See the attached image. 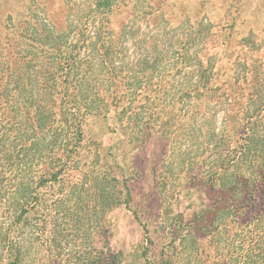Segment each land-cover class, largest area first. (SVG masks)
I'll use <instances>...</instances> for the list:
<instances>
[{
	"label": "trees",
	"instance_id": "trees-1",
	"mask_svg": "<svg viewBox=\"0 0 264 264\" xmlns=\"http://www.w3.org/2000/svg\"><path fill=\"white\" fill-rule=\"evenodd\" d=\"M212 27L194 49L180 39L173 63L157 70L170 62H161L163 41L155 39L133 69L114 51L81 54L92 38L88 25L72 30L75 45L64 51L69 39L59 38L68 27L19 24L20 55L11 63L18 65L0 69V264L114 263L116 256L104 254L97 242L108 212L129 205L132 195L127 178L107 161L117 153L102 157L101 142L93 147L88 127L115 110L110 124L125 147L123 157L131 143L154 132L179 145L187 138L198 151L190 159L200 166L180 172L203 184L210 203L195 214L197 226L190 221L180 233L176 244L187 254L180 260L264 264V41L241 56L220 41L226 35L212 36ZM105 28L103 48L106 41L113 44L103 37ZM100 160L108 171L96 170ZM47 187L65 194L51 201ZM42 227L59 251L55 256L50 244L46 259L36 262L33 235ZM64 240H71L73 253L58 258ZM167 258L160 263L179 264L173 255Z\"/></svg>",
	"mask_w": 264,
	"mask_h": 264
},
{
	"label": "rangeland",
	"instance_id": "rangeland-1",
	"mask_svg": "<svg viewBox=\"0 0 264 264\" xmlns=\"http://www.w3.org/2000/svg\"><path fill=\"white\" fill-rule=\"evenodd\" d=\"M227 11H231L227 16L228 21L225 18ZM21 23L47 26L46 29L54 24L62 30L64 26L68 27L59 38L62 40L67 36L66 40L69 39L68 46L62 47L64 51L75 45L70 39H73L77 26L81 23L88 25L90 32L87 35L88 38L92 35V38L82 48L81 54L86 56L85 52L89 49L95 51L96 48L110 53L114 51V56L132 66L136 57L147 55L157 39L164 42V46L160 44L164 57L161 62L170 61L160 64L159 68L157 66V70H162L173 63L179 40L190 41L186 48L194 49L199 44L198 37L202 38L204 30L207 33L209 23H213L212 36H232L222 37L220 41L227 42L225 45L229 51H238L244 56L255 42L264 41V0H0V69L3 65L12 67L13 59L18 62L21 45L18 48L15 38ZM102 25L106 26L103 37L113 42L110 45L106 41L104 48ZM241 39L245 41L244 47L239 44ZM217 45L215 50L218 49ZM15 65L18 64L13 67ZM96 65L99 66L100 62ZM132 68H136V65ZM185 82L183 78L182 83ZM216 108L215 102L209 106L212 111ZM116 111L107 121L92 120L88 136L93 138V147L98 145L96 141L101 142L98 153L102 157L105 152L117 153L116 160L107 161L113 165V170L123 173L118 174L121 179L127 178L125 184L131 190L132 199L129 205L122 204L108 212L107 225L104 224L97 246L104 254L107 252L116 256L111 264H161L159 259H168L170 255L177 263L185 264L180 258L186 260L187 254L182 252L183 249L178 250L180 246L176 244L180 233L189 229L190 221L197 226L195 214L210 203L203 184L195 182L192 177H183L185 173L180 172L181 167L194 171L196 166H200L190 159L196 157L198 151L189 148L187 138L184 144L179 145L173 142L176 140L165 139L154 132L150 137H141L131 143V150L123 157L125 147L121 145L113 124H110ZM100 163L96 170H109L106 161L100 160ZM45 190L49 196L53 195L51 201L65 194L62 188L57 193H52L49 187ZM46 229L42 227L33 235L34 240L38 241L32 251L36 262L46 259L50 244L55 256L59 251L57 243L51 241L50 230ZM70 242H62L63 250L60 248L58 258H66V255L73 253ZM48 254V258H54L50 256V251Z\"/></svg>",
	"mask_w": 264,
	"mask_h": 264
}]
</instances>
